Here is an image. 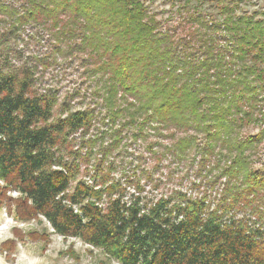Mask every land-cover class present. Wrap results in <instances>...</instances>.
<instances>
[{
  "label": "trees",
  "instance_id": "trees-1",
  "mask_svg": "<svg viewBox=\"0 0 264 264\" xmlns=\"http://www.w3.org/2000/svg\"><path fill=\"white\" fill-rule=\"evenodd\" d=\"M167 1L170 26L148 0H0V209L42 217L107 263L264 264V162H253L264 12H241L243 0ZM26 30L44 42L39 58L14 47ZM58 61L77 64L88 92L67 94L57 114L56 90L39 83ZM96 123L104 130L84 140ZM250 126L263 127L243 136ZM76 136L93 160L88 180L69 150ZM137 142L155 166L188 161L199 195L143 196L140 163L127 162L130 175L122 160ZM13 232L9 252L25 238Z\"/></svg>",
  "mask_w": 264,
  "mask_h": 264
},
{
  "label": "rangeland",
  "instance_id": "rangeland-1",
  "mask_svg": "<svg viewBox=\"0 0 264 264\" xmlns=\"http://www.w3.org/2000/svg\"><path fill=\"white\" fill-rule=\"evenodd\" d=\"M150 2V9L152 12L158 14V18L163 22L170 24H176L177 19L175 15L176 7L169 3L167 0H148ZM205 10H211L212 2L206 1L204 3ZM241 12L251 13L253 11L264 12V0H243L240 4ZM21 39V40H20ZM19 42L14 44V47L22 56L28 60V56L39 58L44 52L42 46L44 42L38 43L28 38V30L21 36ZM58 64L62 66H51L46 68L41 75V81L39 88H53L57 94L56 111L59 110L60 104L63 102L67 94L73 93L76 89L81 90L80 95L85 94L87 83L84 81V76L80 75L81 69L77 68V64L71 62L62 63L58 61ZM78 98L72 105L78 107ZM58 114V111H57ZM261 127L250 126L243 132V136L255 135L260 131ZM105 126L100 123L94 125V129L89 132V135L84 140L93 138L96 136L99 130H104ZM82 141L78 136L72 140V145L69 147L70 151L77 152L80 155L79 167L80 178L82 180H88V176L91 175V160L88 165L85 159L88 152L87 147L83 146ZM142 142L130 143L127 146V157L124 160L123 166L126 172L130 175L133 173V165L140 163L138 173L140 170H144V173L148 172L149 175L145 177L140 176V186L143 188L142 195L148 199L158 198L160 196H168L175 191H183L193 196L199 195L195 189L190 187V183L194 178V167H191L188 161L180 164H173L168 161H163L162 164L155 166L150 154L143 149ZM138 156H141L138 159ZM87 160V161H86ZM121 159H117L119 161ZM133 161V165H126L127 162ZM253 162L256 166H259L264 162V141L260 145L258 155L253 158ZM253 166V167H256ZM1 186V182H0ZM133 189L130 190L132 192ZM7 197L16 199L18 193L7 192ZM6 206L0 209V264H115L107 263L105 257L97 250L91 249L88 246L82 244L75 239L57 236L53 233L48 223L42 218L37 217L29 221L17 220L12 214L6 211ZM14 230H19L24 235V240L16 242V251L9 252L4 245L10 241L15 242ZM36 234L40 237L37 240H31L28 235Z\"/></svg>",
  "mask_w": 264,
  "mask_h": 264
}]
</instances>
